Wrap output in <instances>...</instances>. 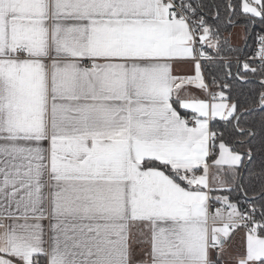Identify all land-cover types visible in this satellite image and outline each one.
I'll list each match as a JSON object with an SVG mask.
<instances>
[{
    "label": "snow or ice",
    "instance_id": "obj_1",
    "mask_svg": "<svg viewBox=\"0 0 264 264\" xmlns=\"http://www.w3.org/2000/svg\"><path fill=\"white\" fill-rule=\"evenodd\" d=\"M0 264H264V0H0Z\"/></svg>",
    "mask_w": 264,
    "mask_h": 264
}]
</instances>
